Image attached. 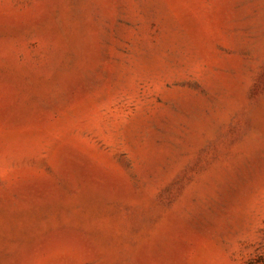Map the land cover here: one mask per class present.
Returning a JSON list of instances; mask_svg holds the SVG:
<instances>
[{
    "label": "rangeland",
    "instance_id": "obj_1",
    "mask_svg": "<svg viewBox=\"0 0 264 264\" xmlns=\"http://www.w3.org/2000/svg\"><path fill=\"white\" fill-rule=\"evenodd\" d=\"M0 264H264V0H0Z\"/></svg>",
    "mask_w": 264,
    "mask_h": 264
}]
</instances>
